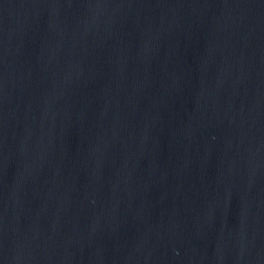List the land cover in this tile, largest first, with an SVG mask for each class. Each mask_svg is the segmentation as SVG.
<instances>
[{
    "label": "water",
    "instance_id": "water-1",
    "mask_svg": "<svg viewBox=\"0 0 264 264\" xmlns=\"http://www.w3.org/2000/svg\"><path fill=\"white\" fill-rule=\"evenodd\" d=\"M0 264H264V0H0Z\"/></svg>",
    "mask_w": 264,
    "mask_h": 264
}]
</instances>
